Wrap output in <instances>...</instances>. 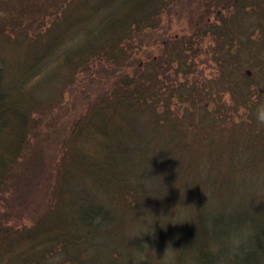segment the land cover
<instances>
[{
	"label": "trees",
	"instance_id": "obj_1",
	"mask_svg": "<svg viewBox=\"0 0 264 264\" xmlns=\"http://www.w3.org/2000/svg\"><path fill=\"white\" fill-rule=\"evenodd\" d=\"M47 2L0 0V196L40 168L47 197L0 219V264H264V0H200L174 35L181 0Z\"/></svg>",
	"mask_w": 264,
	"mask_h": 264
},
{
	"label": "rangeland",
	"instance_id": "obj_2",
	"mask_svg": "<svg viewBox=\"0 0 264 264\" xmlns=\"http://www.w3.org/2000/svg\"><path fill=\"white\" fill-rule=\"evenodd\" d=\"M45 1V4H48L47 0H37ZM200 0H181L175 8H173L167 18L164 20V28H160L159 31H163L166 35L181 34L187 32L191 27V17L190 11L191 8L196 6ZM44 4V3H42ZM168 20V21H167ZM151 36H155V33H152ZM147 50H154L153 46H147ZM210 69H203L202 72L207 74ZM104 73H94L88 77L79 76L76 84L73 88H68L64 95L63 107L60 109V114L54 124L49 125L47 131L44 132L43 138L40 141L39 146L40 151L44 153V168L45 172L41 173L42 176H45L50 172V163L52 158L57 150L58 142L55 140L56 137L61 136L62 124L71 117L78 116L83 109V104L85 103L87 97L92 96L104 85ZM90 94V95H88ZM47 126L45 124L44 128ZM46 143V144H45ZM42 144H45V147H42ZM40 151L37 153H40ZM38 161L40 157L37 158ZM39 170L31 169L29 178L32 182L21 191L20 194H17V184L11 185L5 191L1 193L0 196V219L9 220V223H14L17 225V217L20 220L28 221L32 219L31 216L36 214V209H42L45 205V199L47 197L42 193L43 186L36 184V181L39 179ZM23 216V217H21Z\"/></svg>",
	"mask_w": 264,
	"mask_h": 264
},
{
	"label": "clouds",
	"instance_id": "obj_3",
	"mask_svg": "<svg viewBox=\"0 0 264 264\" xmlns=\"http://www.w3.org/2000/svg\"><path fill=\"white\" fill-rule=\"evenodd\" d=\"M253 115L255 117L256 122L259 125L264 126V103L257 104L254 109ZM232 243L234 245H238L239 241L233 240Z\"/></svg>",
	"mask_w": 264,
	"mask_h": 264
}]
</instances>
